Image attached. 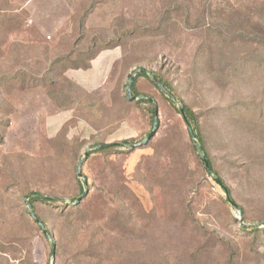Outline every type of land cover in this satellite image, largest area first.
<instances>
[{"label":"rangeland","instance_id":"obj_1","mask_svg":"<svg viewBox=\"0 0 264 264\" xmlns=\"http://www.w3.org/2000/svg\"><path fill=\"white\" fill-rule=\"evenodd\" d=\"M250 1L0 0V264H264V19L246 18ZM141 69L174 105L145 77L152 105L127 98ZM34 192L60 199L35 203L49 237Z\"/></svg>","mask_w":264,"mask_h":264},{"label":"trees","instance_id":"obj_2","mask_svg":"<svg viewBox=\"0 0 264 264\" xmlns=\"http://www.w3.org/2000/svg\"><path fill=\"white\" fill-rule=\"evenodd\" d=\"M176 2V0H174ZM239 3V2H238ZM238 3H235L232 8L234 10V13L233 14H224L227 18H230V19H233V18H240V17H237V16H240L241 15V12L240 10L242 9L243 7V4H238ZM236 16V17H235ZM246 18L247 19H264V0H251L249 2V5L246 7ZM2 24H5V22H3ZM253 44H257V45H261L263 46L264 44V37H256L253 39L252 41ZM94 56L91 57V59H93ZM53 66L52 65L49 69H48V73H51L54 71L53 69ZM149 72V71H148ZM152 75L156 78V80L158 81V84L160 86H163L164 89L166 90H163L160 88L159 85H157L153 79L149 78L147 73H140L138 75V77L133 81L132 85H131V94L134 98H139L140 99L137 101V103H140V104H143V103H146V104H151L152 105V102L150 99H146L144 98L143 96L139 95L138 91H137V82H138V79L141 78V77H145V78H149L151 79V82H153L155 84V86L164 94H167L169 97H166L167 100L169 102H171L173 105H174V101L175 100V95H173L172 93V87L171 85L165 81L161 75L159 74H155V73H152ZM27 74L24 73L23 71H20V72H17V74H15V76L13 77L15 81H18L19 80V86L21 88V90H24L26 88V81H25V78H26ZM12 78V79H13ZM11 78L10 79H7L5 80V82H8V81H11L12 80ZM52 83V81H51ZM184 109V113H181V111H179V113L183 116V119L188 127V130H189V133L190 135L192 136V138L196 141H198V143L200 144V150L202 153H204V140H203V136L201 134H199V125H200V121H199V115H197L190 107L188 106H184L183 107ZM152 117H153V120H154V113H155V105H154V108L152 107ZM134 142L135 141H126L124 143H121V145H116V144H108V146H104V147H101V148H98L97 149V152H100V153H105V152H109V151H112L114 150L115 148H117L118 146H129V147H133L134 146ZM133 144V145H132ZM101 145H105V144H100ZM204 155L206 156L207 160H208V163H209V166L211 168V172H208V174L211 176H215V181L217 179H219L221 181V187L223 190L228 189L226 183L223 181V179H221L214 171L213 169V164L209 158L208 155H206L204 153ZM91 156V154L88 155L87 158H89ZM83 177L84 174L82 173ZM229 191V189H228ZM229 195H230V199L235 203V208L240 210V212L244 213V210L242 207H240L239 205H237V203L234 201V199L231 197V193L229 191ZM27 199H28V204L30 206V208L32 209V212L33 214L36 216V218L41 222L42 226L46 229V226H45V223L43 222V220H41V218L37 215V212H36V207H35V203H42V204H46V205H54L56 203H58L60 201V199L56 198V197H51V196H46V195H43L41 193H38V192H34L32 194H29L27 195ZM79 198H75L73 199L72 201V205H69L67 206L68 209H65L64 210V214H72L74 211H80L82 210L83 207H85L84 205L85 204H82L81 201L84 199H82L80 202H77ZM229 203L230 201L227 200ZM30 215L32 217V214L30 212ZM33 218V217H32ZM183 224H181L179 221L176 222V224H181V226L183 227H188L190 225V222L188 221H182ZM37 223V222H36ZM41 225L38 224V229L39 230H43ZM245 230H251L252 232H258L260 231L261 229L259 227H255L253 226V228H245ZM48 232V231H47ZM49 234V233H48ZM53 245V244H52Z\"/></svg>","mask_w":264,"mask_h":264},{"label":"water","instance_id":"obj_3","mask_svg":"<svg viewBox=\"0 0 264 264\" xmlns=\"http://www.w3.org/2000/svg\"><path fill=\"white\" fill-rule=\"evenodd\" d=\"M140 72H141V73H149L146 69H141L140 71H137L135 74H133V75L131 76V78H130V82H129V85H128V87H127V92H126L127 98H128L129 100H131V101L136 99V98H134V97L132 96V94H131V85H132V83H133V81H134V79H135V76H136L138 73H140ZM150 75H151L153 81H154L157 85H159V84H158V81L156 80V78H155L152 74H150ZM159 86H160V85H159ZM160 88L163 89V90H165L163 86H160ZM165 91H166V90H165ZM154 105H155V113H154V127H153V130H152V132L148 135V137H147L143 142H141L139 145H144L145 143H147L148 141H150V140L155 136V134H156L159 109H158V105H157L156 103H154ZM180 111H181V113H184V109H183V107L180 109ZM104 146H108V145H101V146H98V148H101V147H104ZM88 155H89V151H87V152L85 153V157H84L83 160L87 159ZM202 159H203V163H204L205 168L207 169V171H208V172H211V168H210V166H209V163H208V160H207L206 156H203ZM83 160L79 163L78 168H77V169H78V176H79V177H83V175H82V170H81ZM216 182H217L218 185H221V181H220L219 179H217ZM224 191H225V194H226L227 199L230 201V204L233 205L234 207H236V206H235V203L230 199V195H229V191H228V189L225 188ZM86 195H87V190L84 191L83 195L77 200V202H80L83 198L86 197ZM28 207H29V209H30V212H31V214H32L33 219H34L39 225L42 226L41 222H40V221L36 218V216L33 214L32 209L30 208L29 204H28ZM239 212H240V210H239ZM240 213H241V212H240ZM42 228H43V232H44V234H45L46 236L49 237V234H48L47 230H46L43 226H42ZM52 254L55 255V245H54V244L52 245Z\"/></svg>","mask_w":264,"mask_h":264}]
</instances>
